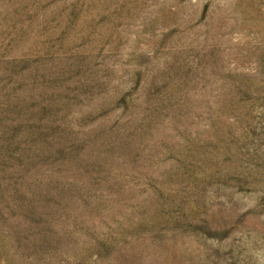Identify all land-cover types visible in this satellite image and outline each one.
I'll use <instances>...</instances> for the list:
<instances>
[{
    "label": "rangeland",
    "instance_id": "rangeland-1",
    "mask_svg": "<svg viewBox=\"0 0 264 264\" xmlns=\"http://www.w3.org/2000/svg\"><path fill=\"white\" fill-rule=\"evenodd\" d=\"M0 264H264V0H0Z\"/></svg>",
    "mask_w": 264,
    "mask_h": 264
}]
</instances>
